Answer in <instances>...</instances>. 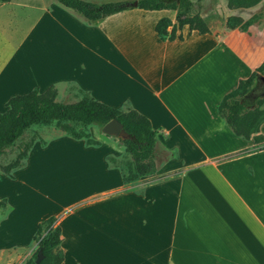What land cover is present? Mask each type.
I'll list each match as a JSON object with an SVG mask.
<instances>
[{
	"label": "crops",
	"instance_id": "obj_1",
	"mask_svg": "<svg viewBox=\"0 0 264 264\" xmlns=\"http://www.w3.org/2000/svg\"><path fill=\"white\" fill-rule=\"evenodd\" d=\"M227 1L194 4L206 34L179 28L170 10L134 7L89 21L58 0L0 1V109L35 88L60 93L70 84L109 107H130L156 133L157 171L134 183L106 160L122 150L66 135L35 142L14 179L5 176L9 207L15 194L41 193V208L27 201L6 214L31 235L54 217L61 264H264V122L256 144L218 113L264 62V0L232 9ZM255 15L247 32L227 28L230 17ZM162 18L182 40L158 37Z\"/></svg>",
	"mask_w": 264,
	"mask_h": 264
},
{
	"label": "trees",
	"instance_id": "obj_2",
	"mask_svg": "<svg viewBox=\"0 0 264 264\" xmlns=\"http://www.w3.org/2000/svg\"><path fill=\"white\" fill-rule=\"evenodd\" d=\"M202 1L204 0H139L135 4L116 2L98 6L82 0H58L60 4L76 11L89 21H97L134 7L146 11H175L179 28L187 25L192 30L206 34L210 33V30L194 9V4ZM261 1L228 0L227 6L230 9L248 8ZM259 17L260 15H255L245 22L240 18L230 17L226 23L227 28H239L247 32L248 27ZM176 30L177 26L168 18L160 19L155 25V32L162 41H174L176 38L182 40L181 34L176 36ZM258 76L264 78V62L249 78L241 80L235 90L225 95L218 106V113L234 135L245 140L253 136L256 144L263 140L259 135L260 125L264 122L263 101L259 102L258 108L250 111L241 102V98L248 93ZM79 91L81 97L74 103L56 101L53 88L43 93L35 88L26 94L11 97L5 103L6 110L0 113V154L24 137L32 127L52 123L66 136L74 140H83L86 146L98 147L101 142L91 136L89 127L97 126L102 129L108 122L116 120L132 139L120 140L116 137L123 148V154L119 158L113 155L107 156V162L120 170L124 184L134 183L143 177L155 174L157 138L150 121L128 106L124 109L112 108L98 102L88 93ZM36 141L45 145V142L39 138L24 142L18 148L15 158L8 164L0 166L1 173L14 179L13 173L25 166L29 152ZM55 223L56 219L49 217L37 226L34 236L38 237L37 255L41 253L39 264H61L63 261L64 254L60 248L61 228ZM24 264H36V262L29 259Z\"/></svg>",
	"mask_w": 264,
	"mask_h": 264
},
{
	"label": "rangeland",
	"instance_id": "obj_3",
	"mask_svg": "<svg viewBox=\"0 0 264 264\" xmlns=\"http://www.w3.org/2000/svg\"><path fill=\"white\" fill-rule=\"evenodd\" d=\"M264 25V20L262 22ZM81 97L79 89L74 85H66L61 88L60 93L55 91V98L61 103H74ZM263 101L264 107V80L259 76L256 78L253 86L249 89L248 93L241 98V102L245 104L247 110H254L258 108L259 102ZM4 110L0 109V113ZM89 133L91 136L99 140L100 142H106L112 147L116 148L120 153L123 148L118 139L113 136H105L101 132V128L97 126L89 127ZM62 135H65L60 129H58L54 123L50 125H38L32 127L30 131L26 133L24 137L19 139L12 147L3 151L0 154V166L6 165L11 162L17 152L18 148L23 145L24 142H28L32 138H39L45 142V145L51 140L56 139ZM37 145H42L39 141H36ZM39 147L36 148L35 154H39ZM118 153V154H119ZM5 176L0 171V264H24L27 260L32 259L37 262L38 249V237L30 234V227L24 222L13 223L10 221L6 209L7 208H41L43 204V197L39 191L28 190L23 194V198H18V195L11 200V206L8 197L11 187L5 180ZM24 179V178H22ZM47 190V189H45ZM48 191V190H47ZM42 193H46L45 191ZM23 199V200H22ZM2 200H5L2 202ZM34 206V207H33ZM41 260V259H40ZM37 264V263H36Z\"/></svg>",
	"mask_w": 264,
	"mask_h": 264
},
{
	"label": "water",
	"instance_id": "obj_4",
	"mask_svg": "<svg viewBox=\"0 0 264 264\" xmlns=\"http://www.w3.org/2000/svg\"><path fill=\"white\" fill-rule=\"evenodd\" d=\"M101 132L105 135L108 136H113V137H117L120 140H129L132 139L122 128V125L116 121V120H112L110 122H108L107 124H105L102 129ZM41 259V253L40 256L37 258V264H39Z\"/></svg>",
	"mask_w": 264,
	"mask_h": 264
}]
</instances>
